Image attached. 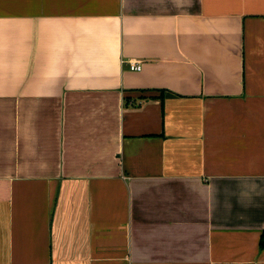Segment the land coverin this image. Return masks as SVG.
Masks as SVG:
<instances>
[{
	"label": "crops",
	"instance_id": "0c3cea01",
	"mask_svg": "<svg viewBox=\"0 0 264 264\" xmlns=\"http://www.w3.org/2000/svg\"><path fill=\"white\" fill-rule=\"evenodd\" d=\"M263 231L264 0H0V264H264Z\"/></svg>",
	"mask_w": 264,
	"mask_h": 264
},
{
	"label": "built area",
	"instance_id": "2783aa9c",
	"mask_svg": "<svg viewBox=\"0 0 264 264\" xmlns=\"http://www.w3.org/2000/svg\"><path fill=\"white\" fill-rule=\"evenodd\" d=\"M130 68H131V70H141L142 69V64L141 63H139V62H131L130 63Z\"/></svg>",
	"mask_w": 264,
	"mask_h": 264
},
{
	"label": "trees",
	"instance_id": "16d2710c",
	"mask_svg": "<svg viewBox=\"0 0 264 264\" xmlns=\"http://www.w3.org/2000/svg\"><path fill=\"white\" fill-rule=\"evenodd\" d=\"M260 248H264V231H263L261 238H260Z\"/></svg>",
	"mask_w": 264,
	"mask_h": 264
}]
</instances>
